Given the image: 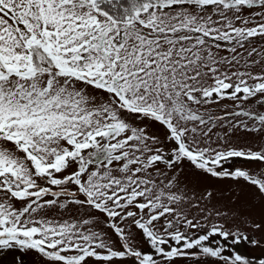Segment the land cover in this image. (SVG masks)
I'll return each instance as SVG.
<instances>
[{"label": "snow or ice", "instance_id": "snow-or-ice-1", "mask_svg": "<svg viewBox=\"0 0 264 264\" xmlns=\"http://www.w3.org/2000/svg\"><path fill=\"white\" fill-rule=\"evenodd\" d=\"M0 264H264V0H0Z\"/></svg>", "mask_w": 264, "mask_h": 264}]
</instances>
